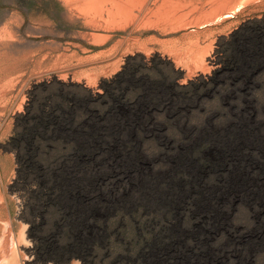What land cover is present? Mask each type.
<instances>
[{"label":"rangeland","instance_id":"374dc122","mask_svg":"<svg viewBox=\"0 0 264 264\" xmlns=\"http://www.w3.org/2000/svg\"><path fill=\"white\" fill-rule=\"evenodd\" d=\"M190 2L0 0V264H264V0Z\"/></svg>","mask_w":264,"mask_h":264},{"label":"bare ground","instance_id":"6f19581e","mask_svg":"<svg viewBox=\"0 0 264 264\" xmlns=\"http://www.w3.org/2000/svg\"><path fill=\"white\" fill-rule=\"evenodd\" d=\"M62 1L66 3L70 8H72L73 11L82 16L85 20L95 24L102 22L105 27L109 28L124 27L126 25L134 23H136L137 25L140 24L141 26L147 25L164 29L167 26H170L172 28L175 26L178 28V26H185L190 23L198 25L201 23L213 21L220 15L230 14V12H228L230 10L229 8L236 10L241 5L240 2L229 5L230 7H228V11H221L220 9L215 8L213 9L214 11L211 10L209 13L199 15L194 20L188 21L186 19L187 12H183V10H185L189 5L192 4V1L190 2V0L188 2L186 0H153V2H151L152 5L155 6L158 2L159 5L156 7L155 12L153 11L154 13L152 15H146V13H143V15H139L142 12L143 7L147 8L146 3L148 0ZM226 1L227 0H216L218 5H222L223 3H226ZM104 16L106 18H104ZM194 58H192L193 61Z\"/></svg>","mask_w":264,"mask_h":264}]
</instances>
